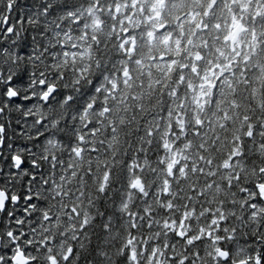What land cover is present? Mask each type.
Here are the masks:
<instances>
[{
  "label": "trees",
  "instance_id": "trees-1",
  "mask_svg": "<svg viewBox=\"0 0 264 264\" xmlns=\"http://www.w3.org/2000/svg\"><path fill=\"white\" fill-rule=\"evenodd\" d=\"M242 2L0 0V189L32 198L0 213L5 260L264 264V0Z\"/></svg>",
  "mask_w": 264,
  "mask_h": 264
},
{
  "label": "rangeland",
  "instance_id": "rangeland-1",
  "mask_svg": "<svg viewBox=\"0 0 264 264\" xmlns=\"http://www.w3.org/2000/svg\"><path fill=\"white\" fill-rule=\"evenodd\" d=\"M254 0H243L242 4H243V8H242V12L243 13H246L247 12V6L248 4H250L251 2H253ZM261 11H259V14H260ZM235 33V41L234 43H239L241 41L240 37H241V32L239 30L233 32L231 34V36H233ZM238 40V41H237ZM239 46L236 47L234 46V50L235 51H238L239 50ZM232 65V63H230L228 65V68H230ZM222 69H219V72H210V74L204 78L203 80V83L199 86L198 88V91H197V107L199 108H204L206 103H207V100L209 99V96L211 94V91L213 89V86H214V82L217 81L223 72H221ZM179 163V157L178 156H175L173 155V159H172V164L171 166L169 167V172L170 174H172L173 172V169L174 167ZM6 166V164H5ZM172 229L177 233V235L181 238H185L187 236V230H188V227L185 223V221H183L179 226L177 227H174V226H171ZM213 237V230H211L210 232L206 233V238H212ZM218 253V251L216 252ZM131 257L133 258L134 262H137V258H136V255L135 253H132L131 254ZM151 264H163L164 261H163V257L161 254L159 255H153L152 259H151Z\"/></svg>",
  "mask_w": 264,
  "mask_h": 264
},
{
  "label": "snow or ice",
  "instance_id": "snow-or-ice-1",
  "mask_svg": "<svg viewBox=\"0 0 264 264\" xmlns=\"http://www.w3.org/2000/svg\"><path fill=\"white\" fill-rule=\"evenodd\" d=\"M24 82H25V77H19L15 81L16 84H23ZM6 92L9 94V99L14 98L16 103L21 102L19 99L20 94L15 90L14 87H9L8 89H6ZM0 111H2V109H0ZM4 130H5L4 125L0 124V133H2ZM17 161H19V164H17ZM8 163L14 166V170H17V171L22 170V169H28L33 166L32 164L29 163V161L26 158H24L21 155H16V154H13L12 156L8 158ZM8 196L9 198L6 202V208H5L6 214H7V208L10 207L13 203H20L22 199H27V200L32 199L31 196L29 195H25L23 197H13L9 193ZM126 257H127V254H126ZM125 264H128L127 258L125 259Z\"/></svg>",
  "mask_w": 264,
  "mask_h": 264
},
{
  "label": "water",
  "instance_id": "water-1",
  "mask_svg": "<svg viewBox=\"0 0 264 264\" xmlns=\"http://www.w3.org/2000/svg\"><path fill=\"white\" fill-rule=\"evenodd\" d=\"M58 89L56 87H49L47 92L42 96V101H44L45 104H48L49 100L52 99L54 97V95L57 93ZM8 99H9V94H8ZM9 100H15L13 99H9ZM2 111H0V115H1ZM4 131L2 133H0V159L2 157L1 151L3 149L4 146ZM81 156V153L78 152V157ZM17 164H19V161H17ZM260 194L262 196V200L264 202V189L260 190ZM8 198L7 195L4 191H2L0 189V212L3 213L5 211L6 208V202H7ZM221 257L223 258L224 261L228 260V257L225 253L221 254ZM30 260H28L24 253L21 252L20 250H18V252L14 255L13 257V264H29ZM234 264H248L247 262H237Z\"/></svg>",
  "mask_w": 264,
  "mask_h": 264
},
{
  "label": "flooded vegetation",
  "instance_id": "flooded-vegetation-1",
  "mask_svg": "<svg viewBox=\"0 0 264 264\" xmlns=\"http://www.w3.org/2000/svg\"><path fill=\"white\" fill-rule=\"evenodd\" d=\"M14 167V166H13ZM7 198H9V196H7ZM14 204H16V203H14ZM3 249V247H2V241H1V238H0V251ZM4 250H6V249H4ZM1 255H0V264H13V259H11V261L10 262H8L7 260H5L4 258H3V256H4V254L3 253H0ZM14 256V255H13ZM13 258V257H12ZM31 261V260H30ZM29 264H31V262L29 263Z\"/></svg>",
  "mask_w": 264,
  "mask_h": 264
},
{
  "label": "clouds",
  "instance_id": "clouds-1",
  "mask_svg": "<svg viewBox=\"0 0 264 264\" xmlns=\"http://www.w3.org/2000/svg\"><path fill=\"white\" fill-rule=\"evenodd\" d=\"M49 119H53L52 117H49ZM56 124L55 121L53 120V129H55ZM53 129H48L47 132H42V135L44 136V139L47 140L49 138V135L53 134ZM75 183V182H73ZM56 230H54L55 233Z\"/></svg>",
  "mask_w": 264,
  "mask_h": 264
},
{
  "label": "bare ground",
  "instance_id": "bare-ground-1",
  "mask_svg": "<svg viewBox=\"0 0 264 264\" xmlns=\"http://www.w3.org/2000/svg\"><path fill=\"white\" fill-rule=\"evenodd\" d=\"M46 92H47V91H46ZM46 92H45V93H46ZM10 101H15V100H10ZM4 134H5V130H4ZM14 171H15V172H18V171H20V170H18V171H17V170H14ZM222 253H225V254L227 255V257H228V253L225 252V251H222V250H219V251H218V257L224 262L223 258L221 257V254H222ZM132 260H133V258H132ZM133 261H134V260H133Z\"/></svg>",
  "mask_w": 264,
  "mask_h": 264
}]
</instances>
